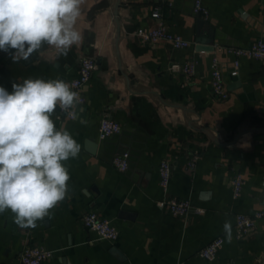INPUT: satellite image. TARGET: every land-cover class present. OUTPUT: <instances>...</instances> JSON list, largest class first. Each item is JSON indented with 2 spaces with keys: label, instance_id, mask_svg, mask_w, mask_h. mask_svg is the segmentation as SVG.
<instances>
[{
  "label": "crops",
  "instance_id": "obj_1",
  "mask_svg": "<svg viewBox=\"0 0 264 264\" xmlns=\"http://www.w3.org/2000/svg\"><path fill=\"white\" fill-rule=\"evenodd\" d=\"M194 2H161L168 29L189 40L188 48L137 36L140 28L158 22L151 1L83 0L76 24L82 40L67 56L47 45L27 61L13 62L0 52V86L9 92L12 83L29 77L63 79L72 86L84 57L98 63L84 86L78 118L52 116L80 144L78 157L65 165L68 194L34 228L17 226L10 211L0 214V264H19L26 246L52 250L46 264H264V216L250 235L234 237L237 212L264 211V61L241 56L233 76L237 57L227 50L264 39V0H203L208 18L194 14ZM200 20L214 29L226 99L213 90L215 50L197 49ZM188 58L196 60L194 76L168 69ZM104 117L120 122L122 130L101 139ZM89 141L96 143L95 152ZM123 152L130 155L125 172L113 165ZM164 159L172 165L167 191L159 173ZM238 174L244 184L235 198ZM165 197L189 198L204 210L174 216L157 204ZM87 210L110 219L118 239H102L86 228L81 217ZM225 222L231 224L230 241ZM218 235L225 244L217 258L200 257L199 249Z\"/></svg>",
  "mask_w": 264,
  "mask_h": 264
},
{
  "label": "clouds",
  "instance_id": "obj_2",
  "mask_svg": "<svg viewBox=\"0 0 264 264\" xmlns=\"http://www.w3.org/2000/svg\"><path fill=\"white\" fill-rule=\"evenodd\" d=\"M83 0H0V52L29 60L44 45L67 56L82 40L76 29ZM81 99L63 79L26 78L0 86V214L10 211L20 228H34L69 191L66 162L80 144L58 129L57 109L73 120ZM84 123V121H81ZM224 231L231 239V224Z\"/></svg>",
  "mask_w": 264,
  "mask_h": 264
},
{
  "label": "built area",
  "instance_id": "obj_3",
  "mask_svg": "<svg viewBox=\"0 0 264 264\" xmlns=\"http://www.w3.org/2000/svg\"><path fill=\"white\" fill-rule=\"evenodd\" d=\"M155 3L152 11V16L157 19V24L152 27L140 28L137 31V36L147 43H158L161 41L170 42L176 48H188L191 42L183 38L179 34L172 33L166 23L163 20L162 3L164 0H148ZM172 3H170L171 5ZM193 12L195 15L202 18H208L210 16L209 8L204 4L203 0H195L193 6ZM221 47H218V51ZM227 50L236 55L235 69L232 72L236 74L237 67L239 66V57L248 56L251 58L264 61V39H254L247 47H227ZM98 69V63L95 58L84 57L81 60V64L78 71V76L72 81V89L76 91L83 104L86 101L84 94V86L90 81L94 72ZM168 69L172 72H181L188 77L194 76L196 72V60L194 58H188L184 61H173L170 63ZM211 78L213 90L216 96L220 99H226L229 97V91L226 88L224 75L220 66L219 58L217 56V50L213 52L211 62ZM77 111V110H76ZM56 118L61 120L69 118L64 112L57 109ZM122 130V124L110 117H104L99 126V136L101 139L119 133ZM129 152H123L118 154L114 160L113 165L122 172H125L129 168ZM198 156H194L190 161V167L196 166ZM160 183L162 187L167 191L172 177V165L167 160L161 161L159 166ZM244 180L241 174H238L234 179V197L237 198L241 195L243 189ZM160 208L165 209L174 216L186 217L190 213H202L203 208L196 206L189 198L180 197H165L157 201ZM264 216V211H258L251 215L245 212H237L235 214L234 222V237L242 239L250 235L256 228V221ZM82 222L84 226L94 232L102 238L109 241H116L119 237V229L108 218L102 216L95 210H87L82 214ZM225 237L224 235H218L213 238L209 243L201 247L198 251L200 257L213 261L217 258L219 252L224 247ZM53 257V252L42 246H26L20 258L19 264H46V262Z\"/></svg>",
  "mask_w": 264,
  "mask_h": 264
},
{
  "label": "water",
  "instance_id": "obj_4",
  "mask_svg": "<svg viewBox=\"0 0 264 264\" xmlns=\"http://www.w3.org/2000/svg\"><path fill=\"white\" fill-rule=\"evenodd\" d=\"M205 20H200L199 21V28L197 30V36H196V42H197V49L199 51H214L215 50V39H214V29L213 27H208L205 28ZM253 25H255L253 23ZM256 27H259V25H257ZM207 31V32H206ZM206 32V33H205ZM238 73L233 74V76H236ZM225 80V78H224ZM91 145L90 150L92 152H95V148H96V143H94V141H89L88 142ZM116 252L118 251V249H114Z\"/></svg>",
  "mask_w": 264,
  "mask_h": 264
}]
</instances>
